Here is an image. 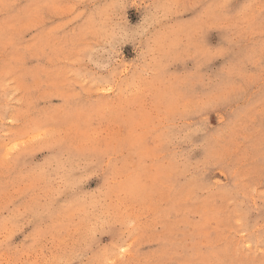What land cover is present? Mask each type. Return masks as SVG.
I'll return each instance as SVG.
<instances>
[{
    "label": "rangeland",
    "instance_id": "rangeland-1",
    "mask_svg": "<svg viewBox=\"0 0 264 264\" xmlns=\"http://www.w3.org/2000/svg\"><path fill=\"white\" fill-rule=\"evenodd\" d=\"M0 264H264V0H0Z\"/></svg>",
    "mask_w": 264,
    "mask_h": 264
}]
</instances>
